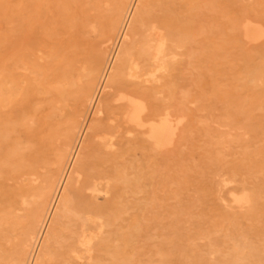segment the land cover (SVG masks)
Wrapping results in <instances>:
<instances>
[{
  "label": "rangeland",
  "instance_id": "rangeland-1",
  "mask_svg": "<svg viewBox=\"0 0 264 264\" xmlns=\"http://www.w3.org/2000/svg\"><path fill=\"white\" fill-rule=\"evenodd\" d=\"M31 1L32 0H0V17L2 18V19H0V21H2L3 24H5L4 25L5 27H4L2 25V23H0V32H1L0 33L1 34L0 35V122H1L0 123V264H3V263L4 264H15V260L13 259V257L10 254V253H12L11 248H13V242L15 241V239L11 238V237H14V234H15L12 231V228H13L14 221L24 222L26 220L24 210L28 205L26 203H23V202L25 199H27L28 191L31 190L37 184H39L38 183L39 182L38 174H39V171H41L43 169L38 168L39 171L38 170L35 171L36 173H34V172L32 173V171H31L32 166L39 159V144H40L39 141L41 140V137L44 134H46L47 131L49 130L50 123L53 121V119L57 118L55 113L57 112V110H59V109H57V107L60 105V100L62 98L63 92L65 91V88H66L65 85H66V82L68 79L67 77H68L70 71L74 70L73 66L74 65L77 66L78 64H80L77 62H79L80 58L83 57L82 56V49H81L82 44H84L85 41L86 42H92V41L98 39V38H95V36H94L95 33L91 34V31H89V32H87V31L92 30L93 26H91V25H94L95 21H97L96 22L97 24L95 23L94 26H97L98 24L101 23L102 20L105 21L106 16L108 15V10L106 9L108 3L106 0H102V1L101 0H96V1H94V0H48V1L47 0H38L37 1L36 0L37 2L35 0H33L32 2ZM92 1H93V3H95V4H93V6L90 5L92 3ZM127 1H128V3L126 2V4H125V11L119 15L120 17L122 16L120 18L121 23L118 26V28L114 31V34H113L111 40L109 41L110 43L109 42L106 43L107 46L105 49L106 52H105V60L103 62V66L106 65V61L112 57L113 51H115V47L117 46V44L120 40L119 38L121 37L122 28H123V26H125V23L128 22L127 19L129 16H127V15L130 12L129 9L133 7V3L136 0H127ZM140 1H142V0H138L137 2H140ZM148 1L152 2L150 10L154 13H158V11L163 13L165 11L164 13H166V14H170V13L172 14L173 12L176 11L175 10L176 8H177V10L180 9L175 14L173 13L172 15L174 17H177L178 16L177 14H179L178 17L179 18L183 17V18H181L183 20V22L186 21V19H187V21L184 22V24L186 23L185 24V29H186L185 34H186V37L188 39L187 47L191 49L193 47V45L191 44L194 42L193 39H195V41L197 40L194 43V47L192 48V50L194 49L195 53H193V55H189V56L187 55L185 57L177 58L178 61L175 60V62L173 64V65H175L174 69L172 70L173 72L171 71V74H173L171 79L174 77L172 82H174V83L176 82L174 84L176 87L171 82V84H172L171 89L176 88V94L179 95L178 97L181 96V98H177L178 101H180V99H181V102L184 101L182 103L186 107V108L185 107L184 108H185V112H186L187 117H184V119L185 118L186 119H185V121L183 120L184 121V122H182L183 125L181 124L182 125L181 126V132L182 131L185 132V133L182 132V136L184 138H186V140L182 136H181L182 138L180 137L181 139H179V138L177 139V136H176L166 146V149L164 148L162 150V149H158V148L151 146L149 144V142L146 140V138H144L142 136L141 137H142V139L144 138V142L141 141L139 138L128 140V138L126 136L127 134H123V138H121V143L119 146L120 149L117 152V156H118L117 157V163L114 164L117 167V172L115 174V180L113 183L114 184V191L111 194H109L110 196L107 195L109 197L106 196V198L102 197V198L97 200V203H99L100 205H102V204L106 205L108 202H113L112 204L115 207L117 206L115 211L108 213L107 216L105 217L104 226H106V227L109 226V227L107 229H104V228H106V227H104L103 229H104L105 233L101 234V236H103V237L100 236L102 240H105L107 237H109V240L106 239L104 241L105 242L104 243L105 245H104L102 240L99 238V241L101 240L99 242L101 245L97 244V247H95V251H94V258L92 259V261L91 260L89 261L90 263L88 262L87 264H110L109 262H111L112 264H114V263L117 264L116 259L119 257L120 254H122V255L124 254L123 256L126 255L125 257H129L128 259L130 260V262H128L127 264H132V263L133 264H150V262H151L150 260L153 257L156 259L158 256V255H156V251L158 249H162V247H163L164 251L168 250L167 252H165V255L169 260H171V261L168 260L167 264H191V263L192 264L193 263L194 264H196V263L197 264H211L212 262H216L215 264H220V263L221 264H244V262H246V264H264L263 263L264 262V258H263L264 253H262V252H264V246H263L264 245V240H263L264 239V237H263L264 231L262 230V229H264L263 228L264 215H262L264 212V203H263L264 202V198H263L264 197V191H263V189H264V175H263L264 174V172H263L264 171V158H263L264 157V111H263L264 110V106H263L264 100H263V98L264 97H262V95H261V97H260L261 99L258 98L260 96V94H263V96H264V91H263L264 90V71H263L264 70V55H263L264 52H262L264 50V47H263L264 46V38H263L264 37V24H263L264 21L262 22V20H264L263 19L264 18V8H262V7H264V0H238L239 2L237 0H228L230 3L227 2V0H191V1H193V3L190 2V0H187V1L186 0H176V1L175 0H172V1H170V0H143V3L142 2H140L139 4L136 3L135 8H134L136 10L133 9L134 13L132 12V15H131L132 16V18H131L132 22H131V24H130V20L128 22V24L130 25L128 28V32L130 29H131L130 32L133 31V25H134L133 23H135V20L139 19L141 17V15L143 14L142 12H144L146 10L145 8H147V2ZM157 1L158 2L162 1V2L158 3ZM188 1L190 4H192V6L188 3H186ZM45 2H47V3L49 2V3L46 4ZM99 2H101V3L99 4ZM172 2H174V3H172ZM180 2H182L184 4H182ZM255 2H257V3H255ZM29 3L32 6H29ZM163 3L164 4L166 3L165 7H164V5H162ZM22 4H24L26 7H27V5L29 6L27 8V10H26V7H23ZM96 4H97L96 7H99L100 9L99 8L97 9L96 7H94V5H96ZM159 4L161 6H159ZM196 4H198V5H196ZM256 4L259 7H257ZM100 5L101 6L103 5L102 7L104 8V10ZM143 5H145V8ZM170 5H171V8L173 7V10L170 8ZM209 5H211V6L213 5V6L212 7L210 6L211 8L209 7V9H208L207 6H209ZM250 6L252 8L251 11L249 10ZM18 7H20V8L22 7L25 10V13L28 12L26 14V16H27L26 22L27 23H25V26H27V27H25V36H27V37H25L26 40H24V42H25L24 44H26V43H28V44L24 45V47H21L20 40H16V38H15V37L19 38L20 37L19 34H21V31L19 32L20 28H18V31L16 29L17 27L21 26L19 23H20V18H21L22 12H21V9H18ZM42 7L44 8L43 9L44 11L42 10ZM89 7L91 9H92V7H94L95 10L94 9L90 10ZM185 7H186V9H185ZM255 7L257 8V10H260L262 8L261 10L263 11V13H261L259 15H263V16L258 15V13L262 12V11L261 10L256 11ZM187 8L188 9L192 8V9H189V12H186V11H188ZM198 8H200L201 10H198ZM204 8H205V10H204ZM225 8H228V9H225ZM231 8H232V11H231ZM235 8L237 11H239V13H237V11L234 10ZM167 9L169 11H167ZM207 9L209 11L206 12ZM29 10H31V11H29ZM93 10H94V12H93ZM161 10H163V11H161ZM100 11H101L102 16L99 14ZM179 11H181V12H179ZM197 11H199V12H197ZM208 12H209V14H207ZM229 12H231L230 14H232V16L229 14ZM1 13H3V14H1ZM10 14H12V15H10ZM194 14H195V16H194ZM226 14L229 15L230 18L234 19V17H237L238 19L235 18V20H233V19L231 20L230 18H228L226 16ZM233 14L235 16H233ZM3 15L6 17H4ZM87 15L90 17H88ZM184 15L186 17L187 16L192 17V18H190V20H192V22H194V23H192L189 20V17L185 19ZM205 15H207V17ZM211 15H212V17L210 18ZM213 15H214V17H213ZM200 16H202V17H200ZM240 16H241V18H240ZM99 17H101V18H99ZM194 17H195V19H194ZM261 17H263V18H261ZM12 18H14V20ZM199 18L201 20H199ZM260 18H261V20H259ZM16 20H17V22H16ZM11 21H13V23L15 25ZM29 21H30V23H29ZM10 22L13 25L10 24ZM44 22L46 24H44ZM222 22H224V23H222ZM88 23H90L91 25ZM199 23H201L202 26L199 25ZM210 23H212L213 25L212 24L209 25ZM217 23H219V24H217ZM206 24H208V25H206ZM247 24H249V25H247ZM10 25H12V26H10ZM89 25L91 28L89 27ZM197 25H199V26H197ZM247 26L251 28V36L248 37V39L246 38V35L243 33V32H245V27H247ZM46 27H47V30H46ZM120 27H121V30H120ZM207 27H209V29ZM13 28H14V30H13ZM79 33H80V35H79ZM88 33H90V36ZM194 33L196 34V36L194 35ZM231 33L232 34L234 33V34L232 35ZM16 34L19 36H16ZM198 34H200L201 37ZM218 34H220V37L217 36ZM13 35H15V37ZM189 35H191V37L193 35L194 36L191 39V37ZM28 36H29V38H28ZM198 36H199V38L197 39L196 37H198ZM223 36L225 39H223ZM229 37L232 38V39L230 38L231 42L229 40ZM219 38L221 40H217ZM226 39H228V40H226ZM14 40H16L15 42H19V43H17V45H16ZM12 41L15 44V46H13L14 44L11 43ZM211 41H214V45L216 47L215 52L218 49L217 52L218 51L220 52V53L218 52V54H219V56L221 55L222 58L221 57H219L220 59L217 58L218 54H216L215 55L216 58L214 57L213 60L209 61V60H207L206 56H204L202 53H200V52H204L203 50L208 49V45ZM227 41L230 44V46L227 43ZM225 42H226V46H225ZM261 43H263L262 44L263 46L260 45ZM7 44L10 47L9 46L7 47ZM10 44H12V46ZM216 45H218V46L221 45V47H218ZM222 46H224V47H222ZM235 46H237L238 48ZM260 46H261V49H260ZM198 47L200 48L199 51H197ZM202 47H204V48H202ZM231 47H232V49L235 48V51L233 49L234 52L232 51ZM111 48H113V49H111ZM262 48H263V50H262ZM4 49H7V50H4ZM251 49H253V50L251 51ZM257 49H260L261 51L258 52ZM225 51H227V52H225ZM255 51H257L258 54L260 53L258 55L259 57L255 54L256 53ZM10 52H11V54H10ZM28 53L31 55V57L29 56ZM221 53L222 54L224 53V54L222 55ZM236 53H237V55L234 56V54H236ZM26 54H28V56ZM226 54H229V55H226ZM242 54H245L246 56L245 55L242 56ZM23 55H24V57H26V56L27 57L24 58ZM228 56L229 57L231 56V57L229 58ZM191 57H194V58L192 59ZM200 57H203V58H200ZM223 57H225L227 59H225ZM182 58H184V59H182ZM188 58H190V59H188ZM241 58L244 59V61L242 59L243 62L240 61ZM217 59H219V60H217ZM185 60H186V64L184 63ZM228 60L230 61L229 63H227ZM224 61H225V63H224ZM188 62H189V64H188ZM197 62H199V66H197V64H195ZM27 63H29V64H27ZM190 63H191V66H190ZM213 63L215 64V66ZM219 63H221V65L218 66ZM230 63L232 66L230 65ZM177 64H179V65H177ZM216 64H217V66H216ZM226 64H228V65H226ZM242 64H244V65H242ZM182 65L183 66L185 65L184 67H186V68H184ZM223 65H225L226 67L225 66L223 67ZM229 65L231 68L227 67ZM234 65L236 67L234 70H237V71H234L232 69V68H234ZM239 65H242L241 67H243V66L244 67L241 68V67H239ZM192 66H193V68H190ZM195 66H196V69L199 68L198 73L196 72V69H194ZM219 67H221L220 70L218 69ZM258 67H259V69H257ZM180 68L181 69H188V70H184L183 73H182V71L179 73V71L181 70ZM189 68L192 69L193 71L189 70ZM223 68H226V69H223ZM31 69H32V71H31ZM238 69L239 70L241 69V71H239ZM217 71H218V73H217ZM242 71H243V73L244 72L245 73L243 74ZM11 72H13V73L11 74ZM236 72H238L239 74L237 75ZM249 72H250V74L248 75ZM241 73H242V75H241ZM215 74H216V76H215ZM239 75H240V77H242V76L243 77L238 79ZM191 76L193 79L190 78ZM222 76H223V78H222ZM224 76H225V78H224ZM246 76H247V78H246ZM103 77L104 76L100 77L99 83ZM229 77H231V78H229ZM200 78H203V80ZM197 79H199L200 81ZM214 80H217L216 83ZM222 80H223V83L221 82ZM225 80H227V81H225ZM238 80H239V82H238ZM60 81H61V83H59ZM189 81H192L193 83L191 82L190 84H188ZM212 81H214V82H212ZM224 81H225V83H224ZM229 81H230V83H229ZM232 81H234V82H232ZM246 81L247 82L249 81V82L246 83ZM205 82L207 85L205 84ZM62 83H64V84H62ZM228 83H229V85H228ZM240 83L242 84V86H240ZM192 84H194V85L192 86V88L189 89L187 86H191ZM238 84L240 87L238 86ZM224 85H225V88H223ZM177 86H178V88H177ZM209 87H210V89H209ZM237 87H239V88L237 89ZM226 88H227V90H226ZM59 89H60V91H59ZM181 89H183V90L185 89L184 91L187 93L184 94V91ZM199 90H201V91H199ZM31 91H32V93H31ZM202 91H205L206 94ZM258 91H260V92H258ZM177 92H179V93H177ZM199 92H201V94H198ZM243 93L245 95H243ZM258 93H260V94H258ZM60 94H62V95H60ZM186 94H187V96H186ZM197 94H198V97L197 96L194 97ZM203 94H205V95H203ZM252 94H254L255 96L257 95L258 97L256 96V99H255V96L253 97ZM29 95H30V97H29ZM182 95L184 97H182ZM199 95H200V97L203 96V99H202V97L199 98ZM237 95H239V96H237ZM210 96H211V98H210ZM242 96H245L247 98V100L245 97H244L245 99L242 98ZM187 97L189 98V100ZM185 98H186V100H185ZM192 98H194L195 100ZM198 99H202L203 101L202 100L201 101L204 103L205 106L207 104L208 107L204 108L203 103H200L201 102L200 100L198 102ZM196 100H197V102H196ZM205 100H206V102L208 100H210V102L208 101L206 103ZM249 100H251V101H249ZM261 100H262V102H261ZM159 101L162 102V100H159ZM171 101L173 102V98L171 99ZM186 101H188L189 103ZM58 103H59V105H58ZM192 103H194V104H192ZM197 104L202 106L201 107L202 109L201 108L199 109L202 113L198 110L199 106ZM249 104H251V105H249ZM242 106H243V108H242ZM253 106L255 107V109ZM219 107L223 108V112H221L222 108L220 110ZM34 108H35V110H34ZM50 108H51V110L49 112ZM252 108L254 110L251 111ZM186 109L188 111H186ZM203 110H205V111H203ZM256 110L258 112H256ZM260 111L263 113H260ZM203 112H204V114H203ZM215 112H217V113H215ZM48 113H51V114H48ZM90 114H91V111H87V113L83 112V114L81 116H78L76 118L75 125L77 127L74 130L73 136H72V139H73L72 141H73L74 145H76L78 143L77 140L79 141L78 138L80 137L81 133H83L84 128H85V123L87 121V117ZM194 114H196L197 116ZM198 114H199V116H198ZM206 114H207V116H206ZM240 114H241V117H240ZM200 115H202V117ZM216 115L219 117H217ZM204 116L206 117L207 120L210 119L211 117H213L214 120L211 118L210 120H208L209 121L208 122ZM96 117H98V115L97 116L93 115L90 117V119L91 118L95 119ZM198 118H200V120ZM202 118H204V119H202ZM188 119H191V120L193 119V120L188 121ZM212 120L214 122H212ZM236 120L238 121V124H236L237 123ZM186 121H188L189 123ZM198 121H200V123ZM239 121H241V124ZM218 122H219V124H218ZM234 122H236V123H234ZM48 123H49V125H48ZM210 124H212V125H210ZM214 124H216L217 126ZM233 124L235 126H233ZM245 124H246V126H245ZM256 125L257 126L259 125V126L257 127ZM192 126H194V127H192ZM243 126H245V127L242 128ZM182 127H184V128H182ZM190 127L195 128L196 130L192 129V131H193V133H192ZM197 127H199V128H197ZM250 127H251V129L253 128L252 129L253 131L250 129ZM188 128L190 130L187 131L188 132V137H187L186 130ZM222 129H224V130H222ZM190 131H191V133H190ZM212 132H214V134ZM239 132H241V133H239ZM235 133H237V134H235ZM193 134H194V137H193ZM229 134L231 137L228 136ZM218 135H219V137H218ZM257 135L258 136L260 135L259 136L260 139ZM254 136H255V138H254ZM38 138H39V140H38ZM202 139H203V141H202ZM253 139L254 140L256 139V141H254ZM182 140H183V142H182ZM186 141H187V143H186ZM201 141L204 143H201ZM222 141H224V142L222 143ZM241 141H242V143H241ZM252 141H254V143ZM32 142H34V143L32 144ZM219 142H220V144H219ZM251 142L253 143L252 146H251ZM243 143L245 145H243ZM2 144H4V145H2ZM207 144H208V147L206 146ZM213 144L215 145V147L212 146ZM228 144L229 145L231 144V145L229 146ZM233 144H235V145H233ZM219 145H223V146H219ZM237 145H239V146H237ZM261 145H262V147H261ZM185 146H186V148H185ZM220 147L221 148L226 147V148L221 149ZM229 147H230V149H229ZM246 147L250 148V149L247 150ZM19 148L22 150H20ZM236 148L237 149L239 148L238 151ZM241 148H243V149H241ZM148 149L150 150V152L151 151L152 152L149 153ZM182 149H184V150H182ZM186 149H188V151ZM231 149H233V150H231ZM253 149H254V151H253ZM23 150H25V151H23ZM203 150L206 151V153ZM217 150H218V152L216 153ZM228 150L230 153L228 152ZM234 150L236 151V153ZM222 151L225 152L223 155H222ZM239 151L240 152L246 151V152L245 153H239ZM248 151H251V153L249 152L250 153L249 154ZM261 151H262V153H261ZM162 152H165V153H162ZM207 152H208V154H207ZM226 152L229 154H227ZM257 152L259 154H257ZM260 153L263 154V156ZM184 154H186V156H184ZM235 154L238 155L239 157L235 156ZM254 154L257 156V158H256V156H254ZM163 155L165 157H163ZM137 156H139V157H137ZM180 156H184V157L181 158ZM195 156H196V159L194 158ZM175 157H177V158H175ZM235 157L239 158V160L237 161V159H234ZM242 157H244V160ZM245 157H247V158L250 157V158L247 159ZM35 158H37V159H35ZM222 158L224 160L223 163L221 162V161H223ZM258 158L260 159L259 161L261 163L258 161ZM178 159H180V160H178ZM204 159H206V160H204ZM217 159H219V161ZM216 160H217V162H215ZM67 161L69 162V160H67ZM182 161H184V162H182ZM186 161H188V162L186 163ZM68 162H66V164L64 165V168H66V169L68 167ZM165 162H166V164L163 165V163H165ZM173 162H175V163H173ZM198 162H199V164H198ZM228 162H229V164H228ZM171 163H173V164H171ZM226 163L228 165V169H227ZM233 163H234V165H233ZM235 163H237L236 165L238 168H236ZM185 164H187L188 166ZM215 164H217V165L215 166ZM253 164H255V165H253ZM91 165L94 166L95 164L92 163ZM137 165H139V166H137ZM189 165H191V166H189ZM251 165H253L254 167H251ZM172 166H174V167H172ZM175 166H176V168H175ZM178 166H180L181 168L179 167L177 169ZM205 166H207V167H205ZM211 166H212V168H211ZM257 166H258L259 170L261 169L260 173L263 172V174L258 173L259 171L256 172V170H258V169L257 168L255 169V167H257ZM152 168L153 169L155 168V170H153ZM66 169H64V170H66ZM159 169H160V171H158ZM214 169L217 173L215 171H213ZM247 169L250 171L248 172ZM188 170H190V171H188ZM220 170H221V172H220ZM251 170H252V172H254V170H255L254 175L251 172ZM155 171H156V176L154 175ZM157 172H159V173H157ZM163 172L164 173L167 172L166 175ZM203 172H204L205 176H204ZM211 172H212V174H210ZM181 173H184V175ZM207 173H209V174H207ZM167 174L168 175L170 174L171 176L169 175V177H168ZM130 175H132V176H130ZM209 175H213V177H211ZM235 175L237 176V178L235 177ZM32 176H35V177L32 178ZM154 176H155V178L153 179ZM183 176H184V178H183ZM252 176H254V177H252ZM71 177H72V175H71ZM232 177H234V178H232ZM166 178H168V179H166ZM177 178H178V181L176 180ZM225 178H227V180H225ZM230 178H231V180H230ZM35 179L38 180V182ZM129 179H131V180L127 181ZM143 179H144V181H141ZM233 179H237V180H233ZM245 179H246V181H245ZM257 179H258V181H257ZM146 180H148V181L146 182ZM21 181H22V183L23 182L24 183L22 184ZM214 181H215V183H214ZM228 181H229V183H228ZM129 182H131V183H129ZM173 182H175V183H173ZM181 182L184 184H181ZM209 182L210 183L212 182L213 184L212 183L210 184ZM226 182L228 183V185L231 184V186L227 185V187H226ZM253 182L256 184L258 183V185L254 184ZM223 183H225V184H223ZM236 183H238V184H236ZM249 183L252 184V186L254 185L253 186L254 188ZM174 184H176V187L174 186ZM20 185H21V187H20ZM234 186H235V188H234ZM247 186H248V190H247ZM187 187H189V188H187ZM230 187H232L234 189V191ZM255 187L256 188L258 187L259 189L257 188L258 189L257 190V189H255ZM178 188H180L182 190H180ZM192 188L194 189L193 191H192ZM214 188H216V189H214ZM229 188L231 191L229 190ZM25 189H27V190H25ZM199 190H201V192ZM213 190H215V191H213ZM219 190L221 192H219ZM182 191H184V192H182ZM190 191H191V194H190ZM196 191H197V193H196ZM238 191L240 193H237ZM258 191L261 192V195H260V192H258ZM181 192H182V194H181ZM227 192H228V194H227ZM247 192H248V194H246L247 197H245L243 195V193H247ZM256 192H257V194H255ZM232 194L235 195L234 198H237V199L232 198L233 197V196H231ZM197 195H199L200 197ZM238 195H239V197H237ZM251 195L254 197H252ZM256 195L259 198L255 197ZM17 196L19 197L20 203H19V201L15 203V199L17 198ZM223 196H224V198H222ZM240 196L241 197L243 196V197L241 198ZM23 197H25V199H22ZM194 197L196 199H194ZM212 197H214L215 199ZM260 197H261V199H260ZM133 198L136 199L135 202H134ZM153 198H155V199H153ZM161 198L163 199V201ZM140 199H141V202H139ZM150 199L151 200L153 199V200L151 201ZM204 199H206V200L204 201ZM238 199L239 200L243 199V201H241V203H240V202L236 201ZM256 199H258V200H256ZM130 200H131V202H130ZM193 200H195V201H193ZM233 200L236 202V204H235V202H233ZM105 201H106V203H105ZM132 201H133V203H132ZM215 201L218 203H216ZM227 201H230V202L228 203ZM176 202H178V203H176ZM203 202H206V203H203ZM237 202H238V204H237ZM244 202L246 204H244ZM252 202H255V203H252ZM126 203L128 204V206ZM202 203H203V205H202ZM147 204H148V206H147ZM15 205H17V206H15ZM140 205H141L142 209L139 207ZM151 205H152V207H151ZM252 206L254 208L251 212ZM18 207H20L21 209L23 208L22 209L23 211ZM47 207L48 208L50 207L49 203H47V205L45 206V210ZM119 207H120V209H119ZM204 207H206V208H204ZM228 207H231V208H228ZM248 207H249V209H248ZM17 208H18V210H17ZM132 208H134V209L132 210ZM227 208H228V210H225ZM241 208L244 209L245 211H243ZM259 208L261 211L257 210ZM130 209H131V211L129 212ZM147 209H148V211H147ZM45 212L46 211H44L43 213L46 214L47 212L46 213ZM233 212H235V213H233ZM248 212L249 213L254 212V213L251 214L252 215L251 216ZM57 213H58V215L55 214L54 215L55 217H53V219L58 220L59 217H60V219L62 218L61 224H58L59 225L58 227L61 230H63L64 232L67 231L69 229V227H72L71 226L72 223L69 221H71V219H73V218L74 219L78 218V216L75 215L76 214L75 211L74 212L73 211L67 212L64 210V206H60L57 209ZM59 213H61L60 216H59ZM225 213H226V215H225ZM260 213H261V215H260ZM73 215L76 217H73ZM121 215H123V216H121ZM126 215H127V217H126ZM241 215H243V216L241 217ZM244 216L245 217L247 216V217L243 218ZM254 216H256V217L254 218ZM129 217H131V220L129 219ZM12 218H13V220H11ZM186 218H188V219H186ZM238 218H240V219H238ZM260 218L261 219L263 218L262 219L263 221ZM182 219H184V220H182ZM205 219H207V220H205ZM237 219H238V221H237ZM244 219L246 222L243 221ZM115 220H116V222H115ZM188 220H189V222H187ZM192 220L193 221L196 220V221L193 222ZM228 221L229 222L231 221L230 223L232 225ZM137 222H139V224H136ZM181 223H184L186 226L184 224H181ZM187 223H188V225H187ZM197 223H198V225H196ZM253 223H255V224H253ZM227 224H228V226H227ZM247 224H248V226H247ZM250 224H252L251 228H250V226H251ZM261 224H263V225H261ZM177 225H181V227L180 226L177 227ZM182 225H184V226H182ZM241 225H245V226L242 227ZM56 226H57V224H56ZM110 226H113L112 227L113 229H111ZM119 226H120V228H119ZM226 226H227V228H226ZM234 226H236V227H234ZM259 226L260 227L262 226V229ZM177 228H178V230H177ZM188 228L191 230H188ZM259 228H260V230L258 232L256 229H259ZM174 229H176V231ZM116 230H117V232H116ZM236 230H237V232H236ZM107 231H109V232H107ZM168 231H169V233H168ZM171 231L172 232L175 231V232L172 233ZM178 231H179V233H178ZM189 231H191V232H189ZM218 231H219V233H218ZM256 231H257V233L255 235L254 233ZM49 232H50V234H49ZM111 232L114 233V237H115L116 233H119V235L116 234V237L114 238L113 233L110 234ZM132 232H133V234H132ZM159 232L160 233L163 232V234H160ZM125 234L127 236H125ZM200 234L202 236H200ZM208 234H209V236L211 235L212 237L211 236L209 237ZM117 235H118V237H117ZM148 235H149V237H148ZM180 235H182V237H180ZM219 235H220V237H219ZM254 235H255L254 239H256L254 241H257V242H254L252 240ZM47 236L45 237L44 241L48 242V243L43 242L44 243V244H42V247L44 246L43 248L40 246L43 250L39 247L38 251H37V248H35L36 244H35V246H32L31 247V250H32L31 253L32 254L29 253L28 257H26L24 259V261H23L24 264H26V263L27 264H36L37 260H38L37 264H61L62 261H63L62 264H67V263L68 264L69 263L70 264H77V260H75L73 263L70 262L69 249H68V247L65 246L68 244L67 239H64L65 241H63L61 239V237H58L60 240L57 238L51 237V236H53L52 230L48 231ZM105 236H107V237H105ZM146 236H147V239H146ZM185 236H186V238H185ZM204 236H206L207 238ZM232 236H233V238H232ZM249 236L250 237L252 236V238H250ZM5 237H7L8 240ZM104 237H105V239H104ZM138 237H140L141 239ZM47 238H49L50 240H48ZM124 238H126V239H124ZM127 238H129V239L127 240ZM159 238H160V241H162V242L159 241ZM183 238L186 241L188 240V242H186ZM192 238H193V240H192ZM247 238H248L249 243L251 242L249 239L252 240V242H251L252 245H251V243H250V245L246 244L248 242V241H246ZM51 239H54V240H51ZM110 239H111V241H110ZM180 239H182L183 241H181ZM207 239H209V243H208V241H206ZM212 239H214V240H212ZM155 240H158V241L155 242ZM194 240H198L199 242L196 241L197 242L196 243ZM210 240H211V242H210ZM261 240H262V242H261ZM7 241H8V243H7ZM10 241H11V243H10ZM49 241H51V242H49ZM147 241H151V242L153 241V242L151 243V242H147ZM124 242H125V244H124ZM181 242H185L184 244L187 243L188 246H187V244H186V246L183 243L181 244ZM258 242H260L259 245H257ZM60 243H63V244H60ZM244 243H245V245L242 246V244H244ZM59 244H60V247L58 246ZM102 244H103V246H102ZM106 244H107V246L108 245H110V246L107 247ZM111 244L113 247L111 246ZM189 244H190V246H189ZM235 244L237 246H234ZM175 245L178 247L181 246V248L183 250L180 248L176 249ZM240 245L242 246V248ZM246 245L250 247L249 250H248L249 247H247ZM45 246H47V247H45ZM104 246L106 247L107 250L104 248ZM120 246H122V247L124 246L125 248L124 247L122 248ZM151 246L153 249L151 248ZM194 246H196V247L198 246V247L196 248ZM251 246H259V247L251 248ZM61 247H63V248H61ZM115 247H116V249H115ZM169 247H170V249H169ZM188 247H190V248H188ZM208 247H209V249H208ZM96 248H98L99 251H101L102 253L100 252L101 253L100 254L99 251L97 253L98 249H96ZM112 248H113V250L109 251ZM172 248H174V249L172 250ZM191 248H192V250H191ZM256 248L258 249V251H257L258 254H257V257L255 258L254 256H256V255L253 256L252 254L255 253V251L257 250ZM123 249L126 250L125 253H124L125 250H123ZM188 249H190V253H192L191 256H190V254H188V251H189ZM204 249L206 250L208 255H207V253L202 252ZM115 250H116V253H115ZM118 250L121 251L120 254L118 253ZM122 250H123V252H122ZM205 250H204V252H205ZM237 250H240V251L237 252ZM250 250L253 252H251ZM39 251H41V252H39ZM183 251H184V253H183ZM7 252H10V253H7ZM110 252L115 253L116 255L111 254ZM197 252H198V254H197ZM35 253H38V254L35 255ZM44 253L47 254V257H46V255H44ZM129 253L130 254L132 253L131 255H133V257ZM172 253H174V254H172ZM234 253H235V255H237V258L239 257L238 260H236L237 263H236V261L233 260V256H235ZM8 254H9V256H8ZM127 254L130 256H128ZM154 254H155V256H154ZM187 254H188V256H186L187 257L186 258L185 255H187ZM215 254H216V261L214 260ZM63 255H64V257H63ZM173 255H175V259H174ZM239 255H242V256H239ZM36 256H37V258H36ZM149 256H150V258H149ZM38 257H39V259H38ZM105 257L110 258V260L106 259ZM140 257H141V259H140ZM145 257H147V258H145ZM179 257L180 258L185 257V259L182 258L181 259L182 261H181V260H178V259H180ZM102 258H103V260H101ZM138 258L142 261H140ZM209 259H211V260H209ZM261 259H262V262L258 263V260H261ZM58 260H60V263ZM106 260H108V261H106ZM154 260L152 259V262ZM175 260H178L180 262H178V261L176 262ZM30 261H32L34 263H32ZM120 261H119V259H117V262L119 264L121 263ZM106 262H108V263H106ZM151 264H154V263H151ZM212 264H214V263H212Z\"/></svg>",
  "mask_w": 264,
  "mask_h": 264
},
{
  "label": "bare ground",
  "instance_id": "bare-ground-1",
  "mask_svg": "<svg viewBox=\"0 0 264 264\" xmlns=\"http://www.w3.org/2000/svg\"><path fill=\"white\" fill-rule=\"evenodd\" d=\"M33 1V0H32ZM31 1V2H32ZM36 1V0H35ZM38 1V0H37ZM36 1V2H37ZM48 1V0H47ZM96 1V0H94ZM102 1V0H101ZM108 5L106 7V9L108 10V15L106 16V19L105 21H101L100 24H98L97 26H94L95 23L97 21H95L94 25H91L93 26L92 27V30H88L87 32L91 31V34L92 33H95L94 36L95 38H98L97 40H94L92 42H86L84 44H82V58H80L79 62L77 63H80L78 64L77 66H73V69L74 70H71L69 75H68V79H67V82H66V88H65V91L63 92V95H62V98L60 100V105L58 103V107L57 109V112L55 113L57 118L53 119V121L50 123V128L49 130L47 131L46 134H44L42 137H41V140L39 141L40 144H39V159L38 161H36L34 163V165L32 166L31 168V171L32 173H36L35 171L38 170V168H42L43 170L39 171V182L38 180H36L39 184H37L36 186H34L31 190L28 191V194H27V199H25V197H23L22 199H25L23 203H26L27 207L25 208L24 212H25V218L26 220L24 222H16L14 221L13 223V228H12V231L15 233L14 234V237H11L12 239H15V241L13 242V248L12 249V253L10 252H7V253H10L11 256L13 257V259L15 260V264H24L23 261L26 257H28L29 253H31V247L32 246H35V248H37V251H38V248L41 246L42 247V244H44L43 242L45 237L48 235V231L49 230H52V234L53 238H57L59 239L58 237H61V239L63 241H65L64 239H67L68 241V244L65 245L66 247H68L69 249V253H70V262H74L75 260H77V264H87L90 260L92 261V259L94 258V251H95V247H97V244L99 245L100 241L102 240L101 237V234L102 233H105L104 232V229H107L108 227L104 226L105 224V217L107 216L108 213L112 212V211H115L116 210V207L112 204L113 202H108L106 205H100L99 203H97V200L102 198V197H105L109 194H111L113 191H114V180H115V174L117 172V167L114 165L117 163V152L118 150L120 149L119 146H120V143H121V138H123V134H127V138L128 140H132V139H136V138H139L141 141L144 142V138H146V140L149 142V144L155 148H158V149H166V146L177 136V139H181L183 136H182V132H181V126L183 125L182 122L185 121L184 117H187L186 116V112H185V105H183L182 101L181 102V99L180 101H178L177 98H181L178 97L179 95L176 94V88L174 89H171V82L173 81V78L171 79V77L173 76V74H171V71L174 69V62L175 60L178 61L177 58L179 57H185V56H189V55H193L194 52V49L192 50V48L194 47V43L197 41H195V39H193V43H191L193 45V47L190 49L187 47L188 45V39L186 37V29H185V24L184 22L187 21L186 18H188L189 16H185V19L186 21L183 22V20L181 18H179V14H177L178 16L177 17H174L172 14L176 13L178 10L177 8L175 9L176 11L173 12L172 14H166V13H161L160 11H158V13H154L150 10V7H151V1H148L147 2V8H145V5L144 8L146 9L144 12H142L143 14L141 15V17L137 20H135V23H133V31L128 32V28H129V20H130V24L132 22V12L134 13L133 9L135 8V5L136 3H140L142 2L143 3V0L140 1V2H137L138 0H136L134 3H133V7L130 8V12L128 13L127 16L128 19H127V23H125V26H123L122 28V33H121V37L119 38V42L117 44V46L115 47V51H113V55L110 59H108L106 61V65L103 66V62L105 60V49H106V43L109 42L114 34V31L118 28V26L120 25L121 21H120V17L119 15L125 11V4L126 2L128 3L127 0H106ZM172 1V0H170ZM176 1V0H175ZM187 1V0H186ZM238 1V0H237ZM27 2V1H26ZM145 2V1H144ZM158 2V1H157ZM162 2V1H160ZM158 2V3H160ZM185 2V1H184ZM190 2L193 3V1L190 0ZM206 2V1H205ZM227 2H229L227 0ZM236 2V1H235ZM234 2V3H235ZM239 2V1H238ZM35 3V2H34ZM46 4H48L47 2H45ZM44 3V4H45ZM101 2H99L100 4ZM104 3V2H103ZM141 3V4H142ZM174 3V2H172ZM182 3V2H180ZM188 4V2H186ZM185 3V4H186ZM230 3V2H229ZM257 3V2H255ZM254 3V4H255ZM261 3V2H260ZM43 4V5H44ZM93 1L92 3L90 4L91 6H93ZM140 4V5H141ZM184 4V3H182ZM253 4V5H254ZM23 7H26L24 4H22ZM21 5V6H22ZM166 5V3L162 4ZM192 6V4H190ZM198 5V4H196ZM234 5V4H233ZM251 5V4H250ZM257 5V4H256ZM29 6H32L30 5L29 3ZM27 5L26 7V10L27 8L29 7ZM96 5H94V7H96ZM99 6V5H98ZM101 6V5H100ZM103 6V5H102ZM101 6V7H102ZM158 6V5H157ZM159 6H161L159 4ZM178 6V5H177ZM195 6V5H194ZM211 5L207 6V8L209 9ZM213 6V5H212ZM211 6V7H212ZM245 6V5H244ZM44 7V6H43ZM42 7V10L44 9ZM46 7V6H45ZM92 7V9L95 10V8ZM131 7V6H130ZM183 7V6H182ZM210 7V8H211ZM246 7V6H245ZM257 7H259L257 5ZM97 9L99 7H96ZM103 8V7H102ZM161 8V7H160ZM159 8V9H160ZM170 8H171V5H170ZM241 8V7H240ZM249 8V7H248ZM256 8V7H255ZM264 8V7H262ZM261 8V9H262ZM18 9H21V18H20V27H17V31H18V28L19 29V32L21 31V34L19 38L15 37V35H13L16 40H20V44H21V47H24V45H27L28 43L24 44V40L25 37V23L26 22V14L28 13H25V10L21 7H18ZM90 10H92L90 7H89ZM100 9V8H99ZM173 10V7L171 8ZM186 9V7H185ZM188 9V8H187ZM189 9H192V8H189ZM189 9L188 11L186 12H189ZM197 9V8H196ZM206 10L209 11V10ZM213 9V8H212ZM225 9H228V8H225ZM251 6L249 8V10L251 11ZM260 9V10H261ZM2 10V9H1ZM37 10V9H36ZM93 10V12H94ZM104 10V8H103ZM136 10V9H134ZM164 10V9H163ZM161 10V11H163ZM198 10H201L200 8H198ZM205 10V8H204ZM216 10V9H215ZM218 10V9H217ZM236 10V8L234 9ZM256 11H260V10H257V8L255 9ZM20 11V10H19ZM31 11V10H29ZM44 11V10H43ZM97 11V10H96ZM167 11H169L167 9ZM231 11H232V8H231ZM237 11V10H236ZM262 11V10H261ZM37 12V11H36ZM92 12V13H93ZM103 12V11H102ZM181 12V11H179ZM178 12V13H179ZM185 12V13H186ZM199 12V11H197ZM213 12V11H212ZM215 12V11H214ZM225 12V11H224ZM223 12V13H224ZM43 13V12H42ZM90 13V12H89ZM97 13V12H96ZM104 13V12H103ZM222 13V14H223ZM231 12H229L230 14ZM237 13H239V11H237ZM252 13V12H251ZM263 13L262 12H259V14ZM3 14V13H1ZM41 14V13H40ZM44 14V13H43ZM48 14V13H47ZM94 14V13H93ZM99 14L102 16L101 14V11L99 12ZM209 14V12L207 13ZM12 15V14H10ZM106 15V14H105ZM191 15V14H190ZM202 15V14H201ZM232 16V14H230ZM238 15V14H237ZM254 15V14H253ZM4 16V15H3ZM88 16V15H87ZM98 16V15H97ZM96 16V17H97ZM104 16V15H103ZM195 16V14H194ZM207 17V15H205ZM204 16V17H205ZM221 16V15H220ZM225 16V15H224ZM226 16L228 18L229 15L226 14ZM225 16V17H226ZM233 16H235L233 14ZM259 16H263V15H259ZM6 17V16H4ZM12 17V16H11ZM90 17V16H88ZM95 17V16H94ZM202 17V16H200ZM212 17V15L210 16V18ZM214 17V15H213ZM217 17V16H216ZM101 18V17H99ZM105 18V17H104ZM126 18V17H125ZM190 18L192 17H189V20ZM197 18V17H196ZM209 18V19H210ZM219 18V17H218ZM217 18V19H218ZM223 18V17H222ZM238 19L237 17H234L233 18H230L231 20H235ZM241 18V16H240ZM259 18V17H258ZM263 18V17H261ZM261 18L259 20H261ZM0 19H2L0 17ZM11 19V18H10ZM14 20V18H12ZM98 19V18H97ZM184 19V20H185ZM195 19V17H194ZM198 19V18H197ZM206 19V18H205ZM208 19V18H207ZM214 19V18H213ZM225 19V18H224ZM264 19V18H263ZM90 20V19H89ZM96 20V19H95ZM199 20H201L199 18ZM230 20V21H231ZM254 20V19H253ZM85 21V20H84ZM99 21V20H98ZM124 21V20H123ZM192 22V20H190ZM210 21V20H209ZM213 21V20H212ZM227 21V20H226ZM250 21V20H249ZM256 21V20H255ZM264 20H262L263 22ZM13 23V21H11ZM10 22V24H12ZM17 22V20H16ZM19 22V21H18ZM93 22V21H92ZM126 22V21H125ZM0 23H2V25L4 26L5 24H3L2 21H0ZM30 23V21H29ZM124 23V22H123ZM194 23V22H192ZM224 23V22H222ZM14 24V23H13ZM12 24V25H13ZM44 24H46L44 22ZM97 24V23H96ZM196 24V23H195ZM198 24V23H197ZM212 23H210L209 25H211ZM219 24V23H217ZM228 24V23H227ZM230 24V23H229ZM251 24V23H250ZM264 24V22H263ZM10 25V26H12ZM15 25V24H14ZM48 25V24H47ZM89 25V27H90ZM191 25V24H190ZM199 25H201V23H199ZM197 25V26H199ZM204 25V24H203ZM208 25V24H206ZM213 25V24H212ZM236 25V24H235ZM249 25V24H247ZM88 26V25H87ZM132 26V25H131ZM202 26V25H201ZM243 26V25H242ZM5 27V26H4ZM205 27V26H204ZM217 27V26H216ZM233 27V26H232ZM2 28V27H1ZM45 28V27H44ZM87 28V27H86ZM91 28V27H90ZM132 28V27H131ZM209 29V27H207ZM218 28V27H217ZM238 28V27H237ZM89 29V28H88ZM212 29V28H211ZM230 29V28H229ZM14 30V28H13ZM46 30H47V27H46ZM80 30V29H79ZM120 30H121V27H120ZM200 30V29H199ZM204 30V29H203ZM231 30V29H230ZM236 30V29H235ZM253 30V29H252ZM255 30V29H254ZM16 31V32H17ZM45 31V30H44ZM239 31V30H238ZM79 32V31H78ZM199 32V31H198ZM226 32V31H225ZM235 32V31H234ZM1 33V32H0ZM3 33V32H2ZM8 33V32H7ZM18 33V32H17ZM27 33V32H26ZM197 33V32H196ZM229 33V32H228ZM245 35H246V38L248 39V37L251 36V28L250 27H245V32H243ZM89 36H90V33H88ZM207 34V33H206ZM209 34V33H208ZM211 34V33H210ZM230 34V33H229ZM232 34V33H231ZM234 34V33H233ZM232 34V35H233ZM1 35V34H0ZM8 35V34H7ZM16 34V36H19ZM80 35V33H79ZM86 35V34H85ZM117 35V34H116ZM188 35V34H187ZM194 35L196 36V34L194 33ZM193 35V36H194ZM200 36V34H198ZM222 35V34H221ZM30 36V35H29ZM28 36V38H29ZM88 36V37H89ZM119 36V35H118ZM191 37V35H189ZM188 36V37H189ZM192 36V37H193ZM196 37L197 39L199 38ZM218 37H220V34L217 35ZM8 37V36H7ZM79 37V36H78ZM81 37V36H80ZM191 37V39H192ZM201 37V36H200ZM204 38V37H203ZM231 37H229V40H230ZM237 38V37H236ZM257 38V37H256ZM264 38V37H263ZM83 39V38H82ZM223 39L224 36H223ZM232 39V38H231ZM238 39V38H237ZM12 40V39H11ZM14 40V42L16 41ZM29 40V39H28ZM85 40V39H84ZM87 40V39H86ZM217 40H221L220 38L217 39ZM228 40V39H226ZM236 40V39H235ZM88 41V40H87ZM122 41V42H121ZM225 41V40H224ZM249 41V40H248ZM260 41V40H259ZM202 42V41H201ZM231 42V40H230ZM250 42V41H249ZM13 43V41L11 42ZM17 43L19 42H15V44L17 45ZM110 43V42H109ZM205 43V42H204ZM208 43V42H207ZM228 43V41H227ZM4 44V43H3ZM9 44V43H8ZM7 44V47L9 46ZM14 44V43H13ZM15 44L13 46H15ZM201 44V43H200ZM223 44V43H222ZM229 44V43H228ZM244 44V43H243ZM263 43H261L260 45H262ZM12 46V44H10ZM205 45V44H204ZM203 45V46H204ZM224 45V44H223ZM233 45V44H232ZM29 46V45H28ZM190 46V45H189ZM202 46V45H201ZM218 46V45H216ZM225 46H226V42H225ZM228 46V45H227ZM230 46V44H229ZM243 46V45H242ZM259 46V45H258ZM263 46V45H262ZM10 47V46H9ZM26 47V46H25ZM196 47V46H195ZM218 47H221L218 46ZM224 47V46H222ZM237 47V46H235ZM241 47V46H240ZM247 47V46H246ZM253 47V46H252ZM257 47V46H256ZM264 47V46H263ZM29 48V47H28ZM204 48V47H202ZM215 45H214V41H211L208 45V49L205 51L203 50L204 52H200L202 53L204 56H206L207 60L211 61L214 59V57L216 58V54H218L217 50L215 52ZM227 48V47H226ZM225 48V49H226ZM238 48V47H237ZM251 48V47H250ZM258 48V47H257ZM8 49V48H7ZM7 49H4V50H7ZM15 49V48H14ZM113 49V48H111ZM199 47L197 49V51H199ZM222 49V48H221ZM220 49V50H221ZM232 49V47H231ZM230 49V50H231ZM234 51H235V48H233ZM232 49V51H233ZM260 49H261V46H260ZM260 49H257L258 52L261 51ZM108 50V49H107ZM223 50V49H222ZM229 50V49H228ZM238 50V49H237ZM236 50V51H237ZM253 49H251L252 51ZM255 50V49H254ZM263 50V48H262ZM3 51V50H2ZM196 51V50H195ZM201 51V50H200ZM233 51V52H234ZM108 52V51H107ZM223 52V51H222ZM227 52V51H225ZM224 52V53H225ZM244 52V51H243ZM256 55L258 56L259 54L257 53V51H255ZM264 52V50L262 51ZM261 52V53H262ZM220 53V52H219ZM223 53V54H224ZM229 53V52H228ZM241 53V52H240ZM11 54V52H10ZM24 54V53H23ZM29 54V53H28ZM28 54H26L28 56ZM222 54V53H221ZM222 54V55H223ZM233 54V53H232ZM254 54V53H253ZM263 54V53H262ZM2 55V54H1ZM22 55V54H21ZM25 55V56H26ZM196 55V54H195ZM194 55V56H195ZM226 55H229V54H226ZM237 55L234 54V56ZM245 54H242V56H244ZM264 55V54H263ZM7 56V55H6ZM9 56V55H8ZM26 56V57H27ZM29 56L31 57V55L29 54ZM225 56V55H224ZM246 56V55H245ZM24 57V55H23ZM22 57V58H23ZM24 57V58H26ZM222 56L218 54L217 58H219ZM226 57V56H225ZM223 57V58H225ZM229 57V56H228ZM231 57V56H230ZM229 57V58H230ZM233 57V56H232ZM241 57V56H240ZM259 57V56H258ZM261 57V56H260ZM192 59L194 57H191ZM200 58H203V57H200ZM228 58V59H229ZM244 58V57H243ZM240 61H242V59ZM256 58V57H255ZM184 59V58H182ZM187 59V58H186ZM190 59V58H188ZM220 59V58H219ZM217 59V60H219ZM227 59V58H225ZM260 59V58H259ZM27 60V59H26ZM200 60V59H199ZM216 60V59H215ZM235 60V59H234ZM233 60V61H234ZM257 60V59H256ZM221 61V60H220ZM232 61V60H231ZM244 61V59H243ZM242 61V62H243ZM26 62V61H25ZM28 62V61H27ZM190 62V61H189ZM188 62V64H189ZM227 62V61H226ZM230 61L228 60L227 63H229ZM32 63V62H31ZM177 63V62H176ZM184 63L186 64V60L184 61ZM216 63V62H215ZM218 63V62H217ZM222 63V62H221ZM221 63L218 64L221 65ZM225 63V61H224ZM235 63V62H234ZM233 63V64H234ZM29 64V63H27ZM35 64V63H34ZM197 64V66H199V62L195 63ZM214 64V63H213ZM236 64V63H235ZM238 64V63H237ZM179 65V64H177ZM228 65V64H226ZM231 65V63H230ZM227 66V67H230ZM244 65V64H242ZM242 65H239V67H241ZM183 66V65H182ZM185 66V65H184ZM183 66V67H184ZM187 66V65H186ZM190 66H191V63H190ZM215 66V64H214ZM213 66V67H214ZM217 66V64H216ZM225 65H223L224 67ZM232 66V65H231ZM253 66V65H252ZM226 67V66H225ZM244 67V66H243ZM241 67V68H243ZM32 68V67H31ZM178 68V67H177ZM176 68V69H177ZM186 68V67H184ZM190 68H193L190 67ZM189 70H192L190 69ZM201 68V67H200ZM206 68V67H205ZM221 67H219L218 69L220 70ZM231 68V67H230ZM235 65H234V68H232L233 70L235 69ZM12 69V68H11ZM10 69V70H11ZM181 69V68H180ZM196 69V66L195 68ZM199 68L196 69V72L198 73ZM223 69H226V68H223ZM259 69V67L257 68ZM178 70V69H177ZM184 70H188V69H181L179 71V73ZM232 70V71H233ZM239 70V69H238ZM32 71V69H31ZM193 71V70H192ZM191 71V72H192ZM234 71H237V70H234ZM241 71V69L239 70ZM238 71V72H239ZM264 71V70H263ZM14 72V71H13ZM11 72V74L13 73ZM173 72V71H172ZM176 72V71H175ZM174 72V73H175ZM178 72V71H177ZM186 72V71H185ZM213 72V71H212ZM216 72V71H215ZM214 72V73H215ZM238 72L237 75L239 74ZM218 73V71H217ZM226 73V72H225ZM224 73V74H225ZM243 73V71H242ZM241 73V75H242ZM245 73V72H244ZM243 73V74H244ZM200 74V73H199ZM198 74V75H199ZM223 74V75H224ZM250 74V72L248 73V75ZM183 75V74H182ZM185 75V74H184ZM236 75V74H235ZM101 76H104L102 78V80L100 81L99 83V80H100V77ZM193 76V75H192ZM192 76L190 77L191 79ZM200 76V75H199ZM216 76V74H215ZM218 76V75H217ZM226 76V75H225ZM224 76V78H225ZM251 76V75H250ZM249 76V77H250ZM188 77V76H187ZM221 77V76H220ZM219 77V78H220ZM243 77V76H242ZM240 77L239 75V78H242ZM252 77V76H251ZM198 78V77H197ZM223 78V76H222ZM231 78V77H229ZM247 78V76H246ZM62 79V78H61ZM187 79V78H186ZM203 80V78H200ZM215 79V78H214ZM221 79V78H220ZM219 79V80H220ZM199 80V79H197ZM196 80V81H197ZM201 80V81H202ZM253 80V79H252ZM62 81V80H61ZM61 81L59 83H61ZM176 81V80H175ZM194 81V80H193ZM200 81V80H199ZM215 83L217 80H214ZM212 81V82H214ZM227 81V80H225ZM224 81V83H225ZM250 81V80H249ZM248 81V82H249ZM178 82V81H177ZM184 82V81H183ZM187 82V81H186ZM185 82V83H186ZM192 81H189L188 84H190ZM203 82V81H202ZM223 83V80L221 81ZM234 82V81H232ZM239 82V80H238ZM246 81V83H248ZM173 85L176 83L172 82ZM193 83V82H192ZM196 83V82H195ZM194 83V84H195ZM209 83V82H208ZM227 83V82H226ZM230 83V81H229ZM228 83V85H229ZM243 83V82H242ZM254 83V82H253ZM64 84V83H62ZM98 84V85H97ZM192 84L191 86H187L189 89L192 88V86L194 85ZM206 84V82H205ZM251 84V83H250ZM177 85V84H176ZM187 85V84H186ZM207 85V84H206ZM226 85V84H225ZM225 85L223 88H225ZM254 85V84H253ZM175 86V85H174ZM179 86V85H178ZM177 86V88H178ZM185 86V85H184ZM214 86V85H213ZM237 86V85H236ZM239 86V84H238ZM240 86H242V84L240 83ZM239 86V87H240ZM176 87V86H175ZM180 87V86H179ZM186 87V86H185ZM186 87V88H187ZM197 87V86H196ZM195 87V88H196ZM215 87V86H214ZM222 87V86H221ZM237 87V89L239 88ZM185 88V89H186ZM207 88V87H206ZM180 89V88H179ZM178 89V90H179ZM184 89V90H185ZM208 89V88H207ZM210 89V87H209ZM222 89V88H221ZM183 90V89H181ZM183 90V91H184ZM188 90V89H187ZM225 90V89H224ZM227 90V88H226ZM259 90V89H258ZM30 91V90H29ZM33 91V90H32ZM31 91V93H32ZM60 91V89H59ZM62 91V90H61ZM201 91V90H199ZM247 91V90H246ZM257 91V90H256ZM255 91V92H256ZM264 91V90H263ZM206 94L205 91H202ZM210 92V91H209ZM260 92V91H258ZM34 93V92H33ZM60 93V92H59ZM179 93V92H177ZM187 93L184 91V94ZM183 94V95H184ZM198 94H201V92H199ZM198 94L195 95L194 97H198ZM203 94V95H205ZM257 94V93H256ZM260 94V93H258ZM182 95V97H184ZM241 95V94H240ZM243 95H245L243 93ZM249 95V94H248ZM247 95V96H248ZM263 94H260V96L257 97L260 98ZM177 96V97H176ZM187 96V94H186ZM185 96V97H186ZM189 96V95H188ZM224 96V95H223ZM239 96V95H237ZM252 96L254 97L255 95L252 94ZM251 96V97H252ZM256 96H255V99H256ZM30 97V95H29ZM202 99H203V96H201ZM200 95H199V98H201ZM213 97V96H212ZM245 96H242V98H244ZM252 97V98H253ZM173 98V102L171 101V99ZM188 98V97H187ZM209 98V97H208ZM211 98V96H210ZM246 98V97H245ZM244 98V99H245ZM194 99V98H192ZM202 99H198V102L199 100L201 101ZM217 99V98H216ZM236 99V98H235ZM261 99V98H260ZM29 100V99H28ZM159 100H162V102H160ZM186 100V98H185ZM189 100V98H188ZM195 100V99H194ZM212 100V99H211ZM247 100V98H246ZM264 100V98H263ZM192 101V100H191ZM190 101V102H191ZM203 101V100H202ZM200 102V103H203V102ZM210 102V100H208ZM207 101V102H208ZM214 101V100H213ZM251 101V100H249ZM188 102V101H186ZM197 102V100H196ZM206 102V100H205ZM206 102V103H207ZM218 102V101H217ZM226 102V101H225ZM245 102V101H244ZM254 102V101H253ZM262 102V100H261ZM30 103V102H29ZM189 103V102H188ZM212 103V102H211ZM242 103V102H241ZM249 103V102H248ZM255 103V102H254ZM264 103V102H263ZM34 104V103H33ZM185 104V103H184ZM194 104V103H192ZM231 104V103H230ZM229 104V105H230ZM36 105V104H35ZM199 106L198 110L202 107L200 106L199 104H197ZM204 105V103H203ZM251 105V104H249ZM32 106V105H31ZM193 106V105H192ZM210 106V105H209ZM212 106V105H211ZM228 106V105H227ZM261 106V105H260ZM264 106V105H263ZM37 107V106H36ZM185 107V108H184ZM194 107V106H193ZM205 107H208V105L206 104V106L204 105V108ZM249 107V106H248ZM254 107V106H253ZM31 108V107H30ZM196 108V107H195ZM212 108V107H211ZM220 108V107H219ZM218 108V109H219ZM222 108V107H221ZM220 108V110H221ZM225 108V107H224ZM243 108V106H242ZM258 108V107H257ZM261 108V107H260ZM39 109V108H38ZM202 109V108H201ZM210 109V108H209ZM231 109V108H230ZM255 109V107H254ZM253 108L251 109L254 110ZM262 109V108H261ZM35 110V108H34ZM51 108L49 109V112H50ZM211 110V109H210ZM87 111H91V114L87 117V121L85 123V128H84V131L83 133H81L80 137L78 138L79 141L77 140V144L74 145L73 144V139H72V136H73V132L74 130L76 129V125H75V120L78 116H81L83 114V112H86ZM186 111H188L186 109ZM190 111V110H189ZM200 111V110H199ZM205 111V110H203ZM208 111V110H207ZM264 111V110H263ZM201 112V111H200ZM221 112H223V108L221 110ZM256 112H258L256 110ZM47 113V112H46ZM53 113V114H54ZM202 113V112H201ZM206 113V112H205ZM217 113V112H215ZM228 113V112H227ZM260 113H263L260 111ZM48 114H51V113H48ZM98 115V117H96L95 119L91 118V116L93 115ZM204 114V112H203ZM196 115V114H194ZM49 116V115H48ZM55 116V115H54ZM55 116V117H56ZM86 116V115H85ZM197 116V115H196ZM199 116V114H198ZM202 117V115H200ZM207 116V114H206ZM212 116V115H211ZM217 116V115H216ZM53 117V116H52ZM190 117V116H189ZM188 117V118H189ZM192 117V116H191ZM205 117V116H204ZM219 117V116H217ZM222 117V116H221ZM224 117V116H223ZM238 117V116H237ZM240 117H241V114H240ZM193 118V117H192ZM213 119V117H211ZM210 118V119H211ZM10 119V118H9ZM200 120V118H198ZM204 119V118H202ZM206 119V117H205ZM208 119V120H210ZM237 119V118H236ZM52 120V119H51ZM79 120V119H78ZM184 120V121H183ZM191 119H188V121H190ZM193 120V119H192ZM191 120V121H192ZM207 120V119H206ZM207 120V121H208ZM214 120V119H213ZM212 120V122H214ZM242 120V119H241ZM3 121V120H2ZM8 121V120H7ZM32 121V120H31ZM95 121V122H94ZM186 121V122H188ZM196 121V120H195ZM237 121V120H236ZM4 122V121H3ZM83 122V121H82ZM81 122V123H82ZM185 122V123H186ZM197 122V121H196ZM200 123V121H198ZM209 122V121H208ZM240 124H241V121H239ZM251 122V121H250ZM1 123V122H0ZM189 123V122H188ZM236 123V122H234ZM182 124V125H181ZM191 124V123H190ZM189 124V125H190ZM213 124V123H212ZM210 124V125H212ZM217 124V123H216ZM214 124V125H216ZM219 124V122H218ZM238 124V121L237 123ZM247 124V123H246ZM245 124V126H246ZM249 124V123H248ZM49 125V123H48ZM78 125V124H77ZM197 125V124H196ZM213 125V126H214ZM227 125V124H226ZM251 125V124H250ZM47 126V125H46ZM82 126V125H81ZM188 126V125H187ZM198 126V125H197ZM203 126V125H202ZM217 126V125H216ZM223 126V125H222ZM228 126V125H227ZM233 126H235L233 124ZM245 126H243L242 128H244ZM257 126V125H256ZM259 126V125H258ZM257 126V127H258ZM194 127V126H192ZM207 127V126H206ZM212 127V126H211ZM248 127V126H247ZM46 128V127H45ZM184 128V127H182ZM191 128V127H190ZM199 128V127H197ZM203 128V127H202ZM230 128V127H229ZM228 128V129H229ZM249 128V127H248ZM192 129H195V128H191V131ZM205 129V128H204ZM251 129V127H250ZM253 129V128H252ZM251 129V130H252ZM79 130V129H78ZM190 129L188 128L186 130V133H187V137H188V132ZM196 130V129H195ZM224 130V129H222ZM245 130V129H244ZM247 130V129H246ZM249 130V129H248ZM46 131V130H45ZM190 131V133H191ZM234 131V130H233ZM253 131V130H252ZM255 131V130H254ZM41 132V131H40ZM76 132V131H75ZM208 132V131H207ZM206 132V133H207ZM217 132V131H216ZM215 132V133H216ZM223 132V131H222ZM256 132V131H255ZM258 132V131H257ZM185 133V132H183ZM193 133V131H192ZM214 134V132H212ZM241 133V132H239ZM234 134V133H233ZM237 134V133H235ZM250 134V133H249ZM257 134V133H256ZM209 135V134H208ZM7 136V135H6ZM76 136V135H75ZM79 136V135H78ZM144 137L142 139V137ZM179 136V137H178ZM182 136V137H181ZM192 136V135H191ZM230 136V134L228 135ZM247 136V135H246ZM253 136V135H252ZM258 136V135H257ZM260 136V135H259ZM258 136V137H259ZM263 136V135H262ZM181 137V138H180ZM193 137H194V134H193ZM192 137V138H193ZM219 137V135H218ZM231 137V136H230ZM238 137V136H237ZM184 138V137H183ZM229 138V137H228ZM247 138V137H246ZM251 138V137H250ZM255 138V136H254ZM76 139V138H75ZM74 139V140H75ZM186 140V138H184ZM201 139V138H200ZM205 139V138H204ZM207 139V138H206ZM260 139V137H259ZM263 139V138H262ZM261 139V140H262ZM39 140V138H38ZM184 140V141H185ZM226 140V139H225ZM242 140V139H241ZM254 140V139H253ZM199 141V140H198ZM203 141V139H202ZM201 143H204L202 142ZM205 141V140H204ZM256 141V139L254 140ZM254 141H252L254 143ZM260 141V140H259ZM263 141V140H262ZM35 142V141H34ZM32 142V144L34 143ZM132 142V141H131ZM174 142V141H173ZM183 142V140H182ZM221 142V141H220ZM219 142V144H220ZM224 141H222L223 143ZM230 142V141H229ZM251 142V146L253 145V143ZM258 142V141H257ZM5 143V142H4ZM38 143V142H37ZM178 143V142H177ZM187 143V141H186ZM207 143V142H206ZM213 143V142H212ZM217 143V142H216ZM233 143V142H232ZM242 143V141H241ZM245 143V142H244ZM243 143V145H245ZM36 144V143H35ZM215 144V143H214ZM212 145L213 147H215V145ZM238 144V143H237ZM257 144V143H256ZM4 145V144H2ZM181 145V144H180ZM205 145V144H204ZM224 145V144H223ZM223 145H219V146H223ZM229 145V144H228ZM231 145V144H230ZM229 145V146H230ZM235 145V144H233ZM242 145V144H241ZM187 146V145H186ZM185 146V148H186ZM208 147V144L206 145ZM239 146V145H237ZM255 146V145H254ZM184 147V146H183ZM188 147V146H187ZM218 147V146H217ZM241 147V146H240ZM248 147V146H247ZM247 150H249L250 148H247ZM260 147V146H259ZM262 147V145H261ZM151 148V147H150ZM175 148V147H174ZM199 148V147H198ZM203 148V147H202ZM205 148V147H204ZM221 148V147H220ZM222 148H226V147H222ZM221 148V149H222ZM254 148V147H253ZM20 149V148H19ZM213 149V148H212ZM211 149V150H212ZM217 149V148H216ZM220 149V150H221ZM228 149V148H227ZM230 149V147H229ZM237 149V148H236ZM239 149V148H238ZM237 149V151H238ZM243 149V148H241ZM22 150V149H20ZM149 150V149H148ZM184 150V149H182ZM188 151V149H186ZM214 150V149H213ZM225 150V149H224ZM233 150V149H231ZM25 151V150H23ZM30 151V150H29ZM33 151V150H32ZM36 151V150H35ZM186 151V152H187ZM204 151V150H203ZM235 151V150H234ZM233 151V152H234ZM254 151V149H253ZM22 152V151H21ZM31 152V151H30ZM37 152V151H36ZM149 153L150 150L148 151ZM166 152V151H165ZM165 152H162V153H165ZM206 153V151H204ZM218 152V150L216 151V153ZM229 152V150H228ZM246 152V151H245ZM245 152H240L239 153H245ZM251 153V151H248V153ZM29 153V152H28ZM127 153V152H126ZM221 153V152H220ZM225 152L222 151V155L224 154ZM227 153V152H226ZM230 153V152H229ZM227 153V154H229ZM236 153V151H235ZM238 153V154H239ZM247 153V154H248ZM249 153V154H250ZM262 153V151H261ZM260 153V154H261ZM171 154V153H170ZM192 154V153H191ZM208 154V152H207ZM206 154V155H207ZM233 154V153H232ZM256 154V153H255ZM254 156H256L257 154H259L257 152V154ZM139 155V154H138ZM220 155V154H219ZM263 156V154H261ZM184 156H186V154H184ZM184 156H180L181 158H183ZM225 156V155H224ZM235 156L239 157L238 155L235 154ZM250 156V155H249ZM139 157V156H137ZM143 157V156H142ZM163 157H165L163 155ZM167 157V156H166ZM173 157V156H172ZM179 157V156H178ZM217 157V156H216ZM226 157V156H225ZM224 157V158H225ZM232 157V156H231ZM230 157V158H231ZM29 158V157H28ZM144 158V157H143ZM142 158V159H143ZM155 158V157H154ZM171 158V157H170ZM177 158V157H175ZM196 159V156L194 157ZM193 158V159H194ZM228 158V157H227ZM243 160H244V157H242ZM247 158V157H245ZM250 157H248L247 159H249ZM257 158V156H256ZM255 158V159H256ZM262 158V157H261ZM264 158V157H263ZM27 159V158H26ZM37 159V158H35ZM174 159V158H173ZM186 159V158H185ZM234 159H237V161L239 160V158H234ZM69 160V162L67 161ZM171 160V159H170ZM180 160V159H178ZM206 160V159H204ZM210 160V159H209ZM219 161V159H217ZM217 160L215 162H217ZM223 160V158H222ZM241 160V159H240ZM260 159L258 158V161ZM175 161V160H174ZM196 161V160H195ZM213 161V160H212ZM226 161V160H225ZM230 161V160H229ZM235 161V160H234ZM255 161V160H254ZM263 161V160H262ZM66 162H68V167L67 169L64 168V165L66 164ZM138 162V161H137ZM179 162V161H178ZM177 162V163H178ZM184 162V161H182ZM188 161H186L187 163ZM214 162V161H213ZM222 163L224 162L221 161ZM220 162V163H221ZM236 162V161H235ZM246 162V161H245ZM260 162V161H259ZM258 162V163H259ZM95 164L94 166H92L91 164ZM169 163V162H168ZM175 163V162H173ZM171 163V164H173ZM219 163V164H220ZM242 163V162H241ZM240 163V164H241ZM248 163V162H247ZM250 163V162H249ZM257 163V162H256ZM255 163V164H256ZM261 163V162H260ZM165 163H163V165H165ZM184 164V163H183ZM182 164V165H183ZM199 164V162H198ZM206 164V163H205ZM229 164V162H228ZM237 163H235L236 165ZM253 164V165H255ZM168 165V164H167ZM187 165V164H185ZM197 165V164H196ZM213 165V164H212ZM217 164H215L216 166ZM227 165V163H226ZM231 165V164H230ZM234 165V163H233ZM239 165V164H238ZM246 165V164H245ZM250 165V164H249ZM253 165H251V167H254ZM262 165V164H261ZM139 166V165H137ZM156 166V165H155ZM171 166V165H170ZM177 166V165H176ZM175 166V168H176ZM188 166V165H187ZM191 166V165H189ZM220 166V165H219ZM225 166V165H224ZM232 166V165H231ZM242 166V165H241ZM247 166V165H246ZM245 166V167H246ZM165 167V166H164ZM163 167V168H164ZM174 167V166H172ZM180 166L177 167V169L179 168ZM204 167V166H203ZM207 167V166H205ZM209 167V166H208ZM218 167V166H217ZM244 167V166H243ZM137 168V167H136ZM162 168V169H163ZM181 168V167H180ZM191 168V167H190ZM199 168V167H198ZM212 168V166H211ZM210 168V169H211ZM221 168V167H220ZM235 168V167H234ZM236 168L237 165H236ZM258 169L256 170V172L260 173V170L257 167H255V169ZM66 169V170H64ZM153 169V168H152ZM169 169V168H168ZM222 169V168H221ZM227 169H228V165H227ZM249 169V168H248ZM247 169V170H248ZM251 169V168H250ZM132 170V169H131ZM155 170V168L153 169ZM152 170V171H153ZM180 170V169H179ZM212 170V169H211ZM245 170V169H244ZM160 171V169L158 170ZM164 171V170H163ZM172 171V170H171ZM170 171V172H171ZM181 171V170H180ZM187 171V170H186ZM185 171V172H186ZM190 171V170H188ZM202 171V170H201ZM207 171V170H206ZM215 171V169L213 170ZM212 171V172H213ZM246 171V170H245ZM250 170H248L249 172ZM136 172V171H135ZM183 172V171H182ZM212 172L210 174H212ZM216 172V171H215ZM219 172V171H218ZM221 172V170H220ZM223 172V171H222ZM229 172V171H228ZM252 172V170H251ZM255 172V170H254ZM254 172L253 175H254ZM264 172V171H263ZM260 173V174H263ZM24 173V172H23ZM134 173V172H133ZM159 173V172H157ZM164 173V172H163ZM167 173V172H166ZM166 173H164L166 175ZM172 173V172H171ZM217 173V172H216ZM257 173V174H258ZM25 174V173H24ZM184 175V173H181ZM204 174V172H203ZM209 174V173H207ZM214 174V173H213ZM220 174V173H219ZM223 174V173H222ZM249 174V173H248ZM72 175V177H71ZM156 176V171H155V174ZM163 175V174H162ZM170 175V174H169ZM169 175L167 174V176L169 177ZM226 175V174H225ZM264 175V174H263ZM132 176V175H130ZM129 176V177H130ZM155 176L153 177V179L155 178ZM171 176V175H170ZM205 176V174H204ZM211 177H213V175H209ZM224 176V175H223ZM239 176V175H238ZM261 176V175H260ZM35 177V176H32V178ZM162 177V176H161ZM176 177V176H175ZM208 177V176H207ZM229 177V176H228ZM235 177L237 178V176L235 175ZM243 177V176H242ZM254 177V176H252ZM259 177V176H258ZM147 178V177H146ZM149 178V177H148ZM165 178V177H164ZM184 178V176H183ZM209 178V177H208ZM234 178V177H232ZM245 178V177H244ZM26 179V178H25ZM127 179V178H126ZM125 179V180H126ZM168 179V178H166ZM180 179V178H179ZM188 179V178H187ZM224 179V178H223ZM239 179V178H238ZM247 179V178H246ZM245 179V181H246ZM249 179V178H248ZM34 180V181H35ZM131 179L127 180V181H130ZM178 181V178L176 179ZM225 180H227V178H225ZM231 180V178H230ZM233 180H237V179H233ZM23 181V180H22ZM21 181V183H22ZM141 181H144L141 180ZM148 180H146L147 182ZM153 181V180H152ZM166 181V180H165ZM181 181V180H180ZM190 181V180H189ZM188 181V182H189ZM209 181V180H208ZM216 181V180H215ZM214 181V183H215ZM253 181V180H252ZM258 181V179H257ZM36 182V183H37ZM132 182V181H131ZM129 182V183H131ZM154 182V181H153ZM183 182V181H182ZM181 184H184L182 183ZM213 182V181H212ZM211 182V183H212ZM24 183V182H23ZM22 183V184H23ZM27 183V182H26ZM35 183V182H34ZM165 183V182H164ZM175 183V182H173ZM190 183V182H189ZM210 183V182H209ZM210 183V184H211ZM229 183V181H228ZM228 183L226 182V187L228 185ZM245 183V182H244ZM254 183V182H253ZM169 184V183H168ZM187 184V183H186ZM213 184V183H212ZM225 184V183H223ZM238 184V183H236ZM250 184V183H249ZM256 184V183H254ZM25 185V184H24ZM129 185V184H128ZM215 185V184H214ZM217 185V184H216ZM231 186V184H229ZM228 185V186H229ZM242 185V184H241ZM247 185V184H246ZM252 186V184H250ZM258 185V183L256 184ZM174 186L176 187V184H174ZM178 186V185H177ZM225 186V185H224ZM254 186V185H253ZM252 186V187H253ZM21 187V185H20ZM32 187V186H31ZM180 187V186H179ZM207 187V186H206ZM205 187V188H206ZM216 187V186H215ZM242 187V186H241ZM189 188V187H187ZM186 188V189H187ZM211 188V187H210ZM220 188V187H219ZM224 188V187H223ZM231 189H233L232 187H230ZM229 188V190H230ZM235 188V186H234ZM251 188V187H250ZM254 188V187H253ZM258 188V187H257ZM255 187V189H257ZM29 189V188H28ZM139 189V188H138ZM177 189V188H176ZM180 189V188H178ZM216 189V188H214ZM227 189V188H226ZM241 189V188H240ZM259 189V188H258ZM257 189V190H258ZM27 190V189H25ZM120 190V189H119ZM126 190V189H125ZM182 190V189H180ZM194 189L192 188V191ZM212 190V189H211ZM239 190V189H238ZM246 190V189H245ZM247 190H248V186H247ZM251 190V189H250ZM158 191V190H157ZM171 191V190H170ZM201 192V190H199ZM215 191V190H213ZM224 191V190H223ZM226 191V190H225ZM231 191V190H230ZM234 191V189H233ZM236 191V190H235ZM252 191V190H251ZM264 191V189H263ZM14 192V191H13ZM138 192V191H137ZM184 192V191H182ZM181 192V194H182ZM195 192V191H194ZM193 192V193H194ZM219 192H221L219 190ZM229 192V191H228ZM227 192V194H228ZM244 192V191H243ZM260 192V191H258ZM16 193V192H15ZM118 193V192H117ZM157 193V192H156ZM192 193V194H193ZM197 193V191H196ZM210 193V192H209ZM212 193V192H211ZM237 193H240L239 191ZM151 194V193H150ZM158 194V193H157ZM190 194H191V191H190ZM247 193H243V195L245 197ZM254 194V193H253ZM257 194V192L255 193ZM139 195V194H138ZM165 195V194H164ZM222 195V194H221ZM240 195V194H239ZM239 195L237 197H239ZM260 195H261V192H260ZM110 196V195H109ZM107 196V197H109ZM157 196V195H156ZM159 196V195H158ZM199 196V195H197ZM217 196V195H216ZM229 196V195H228ZM233 196L232 198H234L235 195H231ZM249 196V195H248ZM252 196V195H251ZM123 197V196H122ZM180 197V196H179ZM186 197V196H185ZM191 197V196H190ZM200 197V196H199ZM206 197V196H205ZM208 197V196H207ZM241 197V196H240ZM243 197V196H242ZM241 197V198H242ZM254 197V196H252ZM255 197H258L257 195ZM117 198V197H116ZM132 198V197H131ZM139 198V197H138ZM137 198V199H138ZM145 198V197H144ZM209 198V197H208ZM214 198V197H212ZM224 198V196L222 197ZM259 198V197H258ZM264 198V197H263ZM21 199V200H22ZM134 199V202L136 201L135 198ZM155 199V198H153ZM152 199V200H153ZM162 199V198H161ZM194 199H196L194 197ZM198 199V198H197ZM215 199V198H214ZM230 199V198H229ZM234 199H237V198H234ZM250 199V198H249ZM253 199V198H252ZM261 199V197H260ZM259 199V200H260ZM143 200V199H142ZM146 200V199H145ZM151 200V199H150ZM151 200V201H152ZM206 199H204L205 201ZM224 200V199H223ZM258 200V199H256ZM20 203V200H19V197L17 196V198L15 199V203L18 202ZM139 201V200H138ZM147 201V200H146ZM161 201V200H160ZM163 201V199H162ZM179 201V200H178ZM183 201V200H182ZM195 201V200H193ZM199 201V200H198ZM197 201V202H198ZM203 201V200H202ZM238 202L241 203L242 200H236ZM250 201V200H249ZM262 201V200H261ZM131 202V200H130ZM129 202V203H130ZM141 202V199L140 201ZM148 202V201H147ZM157 202V201H156ZM196 202V203H197ZM208 202V201H207ZM216 202V201H215ZM223 202V201H222ZM228 203L230 201H227ZM233 202H235L233 200ZM237 202V204H238ZM246 202V201H245ZM244 202V204H246ZM260 202V201H259ZM258 202V203H259ZM47 203H49V208L47 207L46 210H45V206L47 205ZM106 203V201H105ZM133 203V201H132ZM137 203V202H136ZM135 203V204H136ZM143 203V202H142ZM141 203V204H142ZM152 203V202H151ZM155 203V202H154ZM178 203V202H176ZM188 203V202H187ZM203 203H206V202H203ZM202 203V205H203ZM210 203V202H209ZM213 203V202H212ZM218 203V202H216ZM252 203H255V202H252ZM264 203V202H263ZM127 204V203H126ZM138 204V203H137ZM153 204V203H152ZM185 204V203H184ZM193 204V203H192ZM236 204V202H235ZM134 205V204H133ZM143 205V204H142ZM150 205V204H149ZM158 205V204H157ZM175 205V204H174ZM240 205V204H239ZM254 205V204H253ZM17 206V205H15ZM60 206H64V210L65 211H75L76 214L78 216L77 219H71V226L72 227H69V229L67 231H63L61 230L58 226V224H61V219L59 217L58 220H54L53 217H55L54 215L57 214V209L60 207ZM128 206V204H127ZM126 206V207H127ZM136 206V205H135ZM134 206V207H135ZM148 206V204H147ZM195 206V205H194ZM24 207V206H23ZM141 208V205L139 206ZM152 207V205H151ZM193 207V206H192ZM234 207V206H233ZM20 208V207H18ZM17 208V210H18ZM125 208V207H124ZM131 208V207H130ZM137 208V207H136ZM191 208V207H190ZM206 208V207H204ZM228 208H231V207H228ZM225 209V210H228ZM244 208V207H243ZM246 208V207H245ZM253 206H252V209H251V212L253 210ZM21 209V208H20ZM23 209V208H22ZM21 209V210H22ZM120 209V207H119ZM134 208H132L133 210ZM142 209V208H141ZM140 209V210H141ZM149 209V208H148ZM147 209V211H148ZM188 209V208H187ZM233 209V208H232ZM242 209V208H241ZM249 209V207H248ZM16 210V211H17ZM239 210V209H238ZM243 211H245L244 209H242ZM256 210V209H255ZM254 210V211H255ZM257 210H260L257 209ZM256 210V211H257ZM263 210V209H262ZM23 211V210H22ZM46 211L44 214L43 212ZM121 211V210H120ZM128 211V210H127ZM131 211V209L129 210V212ZM241 211V210H240ZM250 211V210H249ZM261 211V210H260ZM125 212V211H124ZM152 212V211H151ZM231 212V211H230ZM259 212V211H258ZM229 213V212H228ZM235 213V212H233ZM244 213V212H243ZM246 213V212H245ZM249 213V212H248ZM254 213V212H253ZM253 213H249L250 215L253 214ZM22 214V213H21ZM61 213H59V216H60ZM71 214V213H70ZM124 214V213H123ZM129 214V213H128ZM127 214V215H128ZM247 214V213H246ZM114 215V214H113ZM126 215V217H127ZM138 215V214H137ZM157 215V214H156ZM159 215V214H158ZM226 215V213H225ZM261 215V213H260ZM264 215V212L263 214ZM13 216V215H12ZM123 216V215H121ZM139 216V215H138ZM184 216V215H183ZM239 216V215H238ZM243 215H241L242 217ZM252 216V215H251ZM73 217H76L73 215ZM115 217V216H114ZM227 217V216H226ZM240 217V216H239ZM247 217V216H246ZM245 216L243 218H246ZM256 216H254L255 218ZM71 218V217H70ZM120 218V217H119ZM182 218V217H181ZM195 218V217H194ZM201 218V217H200ZM235 218V217H234ZM129 219L131 220V217H129ZM188 219V218H186ZM202 219V218H201ZM240 219V218H238ZM237 219V221H238ZM261 219V218H260ZM263 219V218H262ZM261 219V220H262ZM13 220V218L11 219ZM119 220V219H118ZM124 220V219H123ZM149 220V219H148ZM184 220V219H182ZM207 220V219H205ZM235 220V219H234ZM141 221V220H140ZM186 221V220H185ZM184 221V222H185ZM193 221V220H192ZM196 221V220H194ZM193 221V222H194ZM203 221V220H202ZM245 221V219L243 220ZM263 221V220H262ZM116 222V220H115ZM134 222V221H133ZM189 222V220L187 221ZM191 222V221H190ZM227 222V221H226ZM229 222V221H228ZM231 222V221H230ZM229 222V223H230ZM246 222V221H245ZM11 223V222H10ZM67 223V222H66ZM176 223V222H175ZM192 223V222H191ZM196 223V222H195ZM200 223V222H199ZM261 223V222H260ZM259 223V224H260ZM57 224V226H56ZM136 224H139V222H137ZM173 224V223H172ZM180 224V223H179ZM181 224H184V223H181ZM231 224V223H230ZM241 224V223H240ZM246 224V223H245ZM255 224V223H253ZM258 224V223H257ZM264 224V223H263ZM261 224V225H263ZM107 225V224H106ZM176 225V224H175ZM174 225V226H175ZM185 225V224H184ZM182 225V226H184ZM188 225V223H187ZM191 225V224H190ZM198 225V223L196 224ZM201 225V224H200ZM232 225V224H231ZM250 228L252 227V224H250ZM8 226V225H7ZM68 226V225H67ZM117 226V225H116ZM115 226V227H116ZM165 226V225H164ZM173 226V225H172ZM181 225H177V227ZM186 226V225H185ZM194 226V225H193ZM228 226V224H227ZM226 226V228H227ZM242 227H244L245 225H241ZM248 226V224H247ZM66 227V226H65ZM106 227V228H104ZM113 226H110L111 229ZM114 227V228H115ZM143 227V226H142ZM179 227V228H180ZM188 227V226H187ZM230 227V226H229ZM236 227V226H234ZM241 227V228H242ZM260 227V226H259ZM9 228V227H8ZM104 228V229H103ZM117 228V227H116ZM120 228V226H119ZM174 228V227H173ZM185 228V227H184ZM191 228V227H190ZM200 228V227H199ZM198 228V229H199ZM240 228V227H239ZM262 229V226L260 227ZM259 229H256L258 232H259ZM263 228H264V225H263ZM139 229V228H138ZM163 229V228H162ZM238 229V228H237ZM245 229V228H244ZM254 229V228H253ZM164 230V229H163ZM176 231V229H174ZM178 230V228H177ZM188 230H191L188 228ZM228 230V229H227ZM230 230V229H229ZM239 230V229H238ZM246 230V229H245ZM264 231V229H262ZM261 230V231H262ZM156 231V230H155ZM173 231V232H175ZM185 231V230H184ZM193 231V230H192ZM257 231L254 233L256 235ZM260 231V232H261ZM3 232V231H2ZM51 232V231H50ZM49 232V234H50ZM109 232V231H107ZM117 232V230H116ZM135 232V231H134ZM140 232V231H139ZM172 232V231H171ZM170 232V233H171ZM172 232V233H173ZM187 232V231H186ZM191 232V231H189ZM199 232V231H198ZM206 232V231H205ZM210 232V231H209ZM237 232V230H236ZM4 233V232H3ZM12 233V232H11ZM113 232H111L110 234H112ZM125 233V232H124ZM130 233V232H129ZM160 233V232H159ZM169 233V231H168ZM179 233V231H178ZM200 233V232H199ZM204 233V232H203ZM219 233V231H218ZM10 234V233H9ZM119 235V233H116ZM116 234H115V237H116ZM122 234V233H121ZM133 234V232H132ZM144 234V233H143ZM160 234H163L160 233ZM189 234V233H188ZM187 234V235H188ZM215 234V233H214ZM221 234V233H220ZM242 234V233H241ZM250 234V233H249ZM262 234V233H261ZM117 235V237H118ZM135 235V234H134ZM133 235V236H134ZM147 235V234H146ZM155 235V234H154ZM186 235V236H187ZM205 235V234H204ZM246 235V234H245ZM251 235V234H250ZM255 235L253 236V241L256 240L254 239ZM50 236V235H49ZM101 236V237H100ZM123 236V235H122ZM125 236H127L125 234ZM163 236V235H162ZM185 236V238H186ZM189 236V235H188ZM200 236H202L200 234ZM209 236V234H208ZM211 236V235H210ZM209 236V237H210ZM216 236V235H215ZM244 236V235H243ZM262 236V235H261ZM48 237V236H47ZM107 237V236H105ZM104 237V239H105ZM113 237H114V233H113ZM112 237V238H113ZM114 237V238H115ZM124 237V236H123ZM149 237V235H148ZM180 237H182V235H180ZM206 237V236H204ZM208 237V238H209ZM212 237V236H211ZM220 237V235H219ZM250 237V236H249ZM264 237V236H263ZM7 239V237H5ZM99 238L101 239L99 241ZM113 238V239H114ZM134 238V237H133ZM140 238V237H138ZM171 238V237H170ZM198 238V237H197ZM207 238V237H206ZM233 238V236H232ZM252 238V236L250 237ZM10 239V238H9ZM48 240H50L49 238H47ZM106 239L109 240V237H107ZM105 239V240H106ZM126 239V238H124ZM129 238H127L128 240ZM132 239V238H131ZM141 239V238H140ZM146 239H147V236H146ZM167 239V238H166ZM172 239V238H171ZM184 239V238H183ZM200 239V238H199ZM204 239V238H203ZM210 239V238H209ZM209 239H207L206 241H208L209 243ZM215 239V238H214ZM212 239V240H214ZM218 239V238H217ZM228 239V238H227ZM245 239V238H244ZM8 240V239H7ZM51 240H54V239H51ZM60 240V239H59ZM105 240H102L103 244L105 243L104 241ZM181 241H183L182 239H180ZM185 240V239H184ZM193 240V238H192ZM201 240V239H200ZM221 240V239H220ZM234 240V239H233ZM251 242L252 240L249 239ZM264 240V239H263ZM111 241V239H110ZM158 241V240H155V242ZM159 241H160V238H159ZM186 241V240H185ZM191 241V240H190ZM195 242L198 241V240H194ZM204 241V240H203ZM248 241V238L247 240ZM260 241V240H259ZM51 242V241H49ZM101 242V243H102ZM116 242V241H115ZM132 242V241H131ZM147 242H151V241H147ZM153 242V241H152ZM151 242V243H152ZM162 242V241H160ZM179 242V241H178ZM188 242V240L186 241ZM192 242V241H191ZM199 242V241H198ZM211 242V240H210ZM231 242V241H230ZM236 242V241H235ZM239 242V241H238ZM237 242V243H238ZM250 242V243H251ZM254 242H257V241H254ZM253 242V243H254ZM262 242V240H261ZM8 243V241H7ZM11 243V241H10ZM9 243V244H10ZM45 243H48V242H45ZM59 243V242H58ZM109 243V242H108ZM112 243V242H111ZM123 243V242H122ZM184 244L185 242H181V244ZM197 243V242H196ZM213 243V242H212ZM211 243V244H212ZM246 243V242H245ZM242 244L243 245H245ZM249 241L246 243L247 245L249 244ZM260 242H258L257 245H259ZM60 244H63V243H60ZM60 244L58 245L60 247ZM65 244V243H64ZM102 244V246H103ZM110 244V243H109ZM113 244V243H112ZM111 244V246H112ZM116 244V243H115ZM119 244V243H118ZM125 244V242H124ZM187 244V243H186ZM186 244H184L186 246ZM193 244V243H192ZM191 244V245H192ZM201 244V243H200ZM255 244V243H254ZM253 244V245H254ZM263 244V243H262ZM4 245V244H3ZM101 245V244H100ZM105 245V244H104ZM156 245V244H155ZM198 245V244H197ZM246 245V246H247ZM252 245V243H251ZM256 245V244H255ZM6 246V245H5ZM63 246V245H62ZM107 246V244H106ZM110 246V245H108ZM107 246V247H108ZM115 246V245H114ZM153 246V245H152ZM151 246V248H152ZM159 246V245H158ZM176 246V245H175ZM174 246V247H175ZM183 246V245H182ZM188 246V244H187ZM190 246V244H189ZM193 246V245H192ZM209 246V245H208ZM217 246V245H216ZM233 246V245H232ZM234 246H237L236 244ZM239 246V245H238ZM241 246V245H240ZM241 246V248H242ZM262 246V245H261ZM264 246V245H263ZM40 247V248H41ZM44 247V246H43ZM42 247V248H43ZM47 247V246H45ZM101 247V246H100ZM113 247V246H112ZM122 247V246H120ZM124 247V246H123ZM122 247V248H123ZM128 247V246H127ZM137 247V246H136ZM143 247V246H142ZM156 247V246H155ZM196 247V246H194ZM198 247V246H197ZM196 247V248H197ZM249 247V246H247ZM246 247V248H247ZM255 247H259V246H251V248H255ZM8 248V247H7ZM34 248V249H35ZM41 248V249H42ZM63 248V247H61ZM99 248V247H98ZM96 248V249H98ZM104 248L106 249V247L104 246ZM118 248V247H117ZM125 248V247H124ZM144 248V247H143ZM160 248V247H159ZM166 248V247H165ZM182 249L181 246L178 247L176 246V249ZM190 248V247H188ZM200 248V247H199ZM262 248V247H261ZM116 249V247H115ZM120 249V248H119ZM132 249V248H131ZM153 249V248H152ZM155 249V248H154ZM157 249V248H156ZM168 249V248H167ZM170 249V247H169ZM174 248H172L173 250ZM175 249V250H176ZM194 249V248H193ZM209 249V247H208ZM233 249V248H232ZM250 249V247L248 248V250ZM257 249V248H256ZM43 250V249H42ZM45 250V249H44ZM64 250V249H63ZM107 250V249H106ZM105 250V251H106ZM112 249H110L109 251H112ZM125 250V249H123ZM122 250V252H123ZM183 250V249H182ZM189 250V251H188ZM188 254H190V256L192 255V253H190V249H188ZM192 250V248H191ZM197 250V249H196ZM202 250V249H201ZM200 250V251H201ZM205 250V249H204ZM204 250L202 251L203 253H207L206 250L204 252ZM211 250V249H210ZM252 250V249H251ZM250 250V251H251ZM255 250V249H254ZM99 249L97 250V253H98ZM120 250H118V253L120 254L121 251L119 252ZM131 251V250H130ZM135 251V250H134ZM151 251V250H150ZM168 251V250H167ZM167 251H164L163 250V247L162 249H158L156 251V255L157 258L155 259L154 257L152 258L154 261L152 262V259L150 260V264L151 263H154V264H167L168 263V258L166 257L165 255V252ZM170 251V250H169ZM212 251V250H211ZM240 251V250H237V252ZM258 251V249L255 251V253ZM5 252V251H4ZM35 252V251H34ZM41 252V251H39ZM44 252V251H43ZM63 252V251H62ZM61 252V253H62ZM101 251H99L100 253ZM114 252V251H113ZM126 252V250L124 251V253ZM128 252V251H127ZM209 252V251H208ZM213 252V251H212ZM253 252V251H251ZM64 253V252H63ZM102 253V252H101ZM100 253V254H101ZM111 254H115L116 253V250H115V253H112L110 252ZM171 253V252H170ZM184 253V251H183ZM211 253V252H210ZM214 253V252H213ZM236 253V252H235ZM234 253V255H235ZM252 254L255 258L257 257V254ZM264 253V252H262ZM261 253V254H262ZM3 254V253H2ZM32 254V253H31ZM38 254V253H35V255ZM130 254V253H129ZM132 254V253H131ZM130 254V255H131ZM134 254V253H133ZM174 254V253H172ZM185 255L186 256H188ZM198 254V252H197ZM212 254V253H211ZM34 255V256H35ZM44 255H46L47 257V254L44 253ZM116 255V254H115ZM114 255V256H115ZM121 255V256H120ZM119 257L117 259H119V261L121 262L120 264H127L128 262H130V260L128 259L129 257H125L123 256L122 254H120ZM128 255V254H127ZM128 255V256H130ZM204 255V254H203ZM206 255V254H205ZM208 255V253H207ZM223 255V254H222ZM221 255V256H222ZM9 256V254H8ZM31 256V255H30ZM33 256V257H34ZM49 256V255H48ZM113 256V257H114ZM133 257V255H131ZM155 256V254H154ZM174 256V259H175V255ZM220 256V257H221ZM224 256V255H223ZM222 256V257H223ZM239 256H242V255H239ZM262 256V255H261ZM264 256V255H263ZM262 256V257H263ZM32 257V256H31ZM45 257V256H44ZM64 257V255H63ZM107 257V256H106ZM105 257V258H106ZM117 257V256H116ZM139 257V256H138ZM143 257V256H142ZM178 257V256H177ZM185 257H182L185 259ZM208 257V256H207ZM211 257V256H210ZM246 257V256H245ZM7 258V257H6ZM30 258V257H29ZM37 258V256H36ZM35 258V259H36ZM112 258V257H111ZM136 258V257H135ZM147 258V257H145ZM150 258V256H149ZM180 258V257H179ZM182 258L178 259V260H181ZM187 258V257H186ZM214 260L216 261V254L214 255ZM224 258V257H223ZM227 258V257H226ZM225 258V259H226ZM230 258V257H229ZM239 258V257H238ZM237 258V255L233 256V260L236 261L238 260ZM261 258V257H260ZM264 258V257H263ZM262 258V259H263ZM12 259V258H11ZM34 259V258H33ZM32 259V260H33ZM39 259V257H38ZM52 259V258H51ZM106 259H109L110 258H106ZM116 259V258H115ZM117 259H116V263L119 264L117 262ZM139 259V258H138ZM141 259V257H140ZM139 259V260H140ZM143 259V258H142ZM173 259V258H172ZM183 259V260H184ZM246 259V258H245ZM248 259V258H247ZM262 259L261 260H258V263H261L262 262ZM29 260V259H28ZM27 260V261H28ZM83 260V261H82ZM97 260V259H96ZM103 260V258L101 259ZM112 260V259H111ZM114 260V259H113ZM148 260V259H147ZM178 260H175L176 262ZM211 260V259H209ZM254 260V259H253ZM256 260V259H255ZM9 261V260H8ZM12 261V260H11ZM53 261V260H52ZM55 261V260H54ZM59 263H60V260H58ZM108 261V260H106ZM142 261V260H140ZM146 261V260H145ZM171 261V260H169ZM182 261V260H181ZM260 261V262H259ZM32 262V261H30ZM38 262V260H37ZM36 262V264H37ZM41 262V261H40ZM97 262V261H96ZM95 262V263H96ZM100 262V261H99ZM98 262V263H99ZM114 262V261H113ZM149 262V261H148ZM180 262V261H178ZM186 262V261H185ZM184 262V263H185ZM209 262V261H208ZM211 262V261H210ZM240 262V261H239ZM248 262V261H247ZM253 262V261H252ZM251 262V263H252ZM9 263V262H8ZM34 263V262H32ZM63 263V261H62ZM61 263V264H62ZM90 263V262H89ZM94 263V262H93ZM108 263V262H106ZM110 264H112L111 262H109ZM136 263V262H135ZM173 263V262H172ZM212 263H216V262H212ZM211 263V264H212ZM219 263V262H218ZM225 263V262H224ZM237 263V261H236ZM264 263V262H263ZM4 264V263H3ZM27 264V263H26ZM68 264V263H67ZM70 264V263H69ZM115 264V263H114ZM133 264V263H132ZM192 264V263H191ZM194 264V263H193ZM197 264V263H196ZM221 264V263H220ZM244 264H246V262H244Z\"/></svg>",
  "mask_w": 264,
  "mask_h": 264
}]
</instances>
